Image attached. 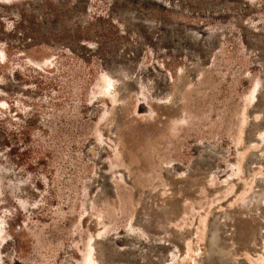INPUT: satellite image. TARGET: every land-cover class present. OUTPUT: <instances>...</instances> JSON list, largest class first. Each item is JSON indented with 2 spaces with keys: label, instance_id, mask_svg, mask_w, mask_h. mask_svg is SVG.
<instances>
[{
  "label": "rangeland",
  "instance_id": "rangeland-1",
  "mask_svg": "<svg viewBox=\"0 0 264 264\" xmlns=\"http://www.w3.org/2000/svg\"><path fill=\"white\" fill-rule=\"evenodd\" d=\"M2 119L0 264H264V0H0Z\"/></svg>",
  "mask_w": 264,
  "mask_h": 264
},
{
  "label": "trees",
  "instance_id": "trees-1",
  "mask_svg": "<svg viewBox=\"0 0 264 264\" xmlns=\"http://www.w3.org/2000/svg\"><path fill=\"white\" fill-rule=\"evenodd\" d=\"M4 116H5V118H7V116H6V114H4ZM5 121V119H2L0 122H4Z\"/></svg>",
  "mask_w": 264,
  "mask_h": 264
}]
</instances>
